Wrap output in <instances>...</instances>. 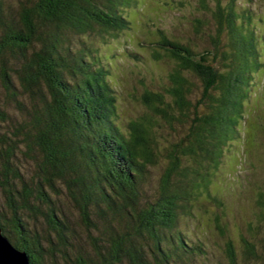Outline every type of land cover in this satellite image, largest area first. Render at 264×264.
<instances>
[{"label":"trees","instance_id":"1","mask_svg":"<svg viewBox=\"0 0 264 264\" xmlns=\"http://www.w3.org/2000/svg\"><path fill=\"white\" fill-rule=\"evenodd\" d=\"M212 1H199L194 27L211 48L154 34L151 58L170 71L125 126L101 47L142 1L0 0V226L31 264H264V194L238 246L213 192L262 100L264 39L240 0Z\"/></svg>","mask_w":264,"mask_h":264},{"label":"rangeland","instance_id":"2","mask_svg":"<svg viewBox=\"0 0 264 264\" xmlns=\"http://www.w3.org/2000/svg\"><path fill=\"white\" fill-rule=\"evenodd\" d=\"M15 1L12 0V2ZM141 1L139 14H132L134 11H129L131 29L122 34L120 39L109 47H101L104 55L113 56L112 63L108 65L111 68L112 85L119 100L118 110L122 118L120 120L125 126H129L131 121L140 117L145 111L140 102L145 91L149 89L156 92L161 84L165 83L170 71L167 65L157 64L151 58L150 48L151 44L156 43L154 34L157 30L160 29L171 39L183 43L189 44L190 40H193V45L201 50L209 49L214 44L211 32L200 34L194 28L197 20L204 19V15L198 11L200 0ZM207 1L212 8L215 7V2ZM229 1L222 0L225 5L229 4ZM238 6L239 10L242 7L248 8L254 14L256 35L264 39V0H240ZM212 34L215 35V32ZM134 52L138 53L137 56L133 54ZM256 84V95L262 97V100H258L257 113L247 123L245 132L242 133L243 139L231 147L224 165L216 173V183L213 184V192L221 193L224 198L229 231L238 246L239 236L243 234L244 238H248L249 225L257 223L259 213L257 200L261 193L264 194V134L258 137L256 133V127L259 126L257 119H264L262 102L264 100V72L256 79ZM251 111L250 109V114ZM152 170L154 183H157L161 174L160 168ZM0 198L3 200L1 193ZM204 225L206 226L201 228L202 232L208 231V237L205 240L209 250L216 254V257H222L225 260L223 249H225L226 242L224 238H220L216 232H213L215 228L211 225L210 219Z\"/></svg>","mask_w":264,"mask_h":264},{"label":"water","instance_id":"3","mask_svg":"<svg viewBox=\"0 0 264 264\" xmlns=\"http://www.w3.org/2000/svg\"><path fill=\"white\" fill-rule=\"evenodd\" d=\"M0 264H31L28 254L18 250L4 235L0 226Z\"/></svg>","mask_w":264,"mask_h":264}]
</instances>
